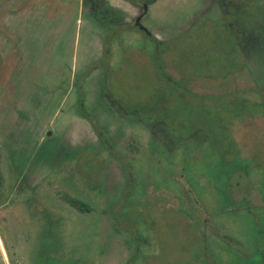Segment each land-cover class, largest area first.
Wrapping results in <instances>:
<instances>
[{
	"label": "rangeland",
	"instance_id": "374dc122",
	"mask_svg": "<svg viewBox=\"0 0 264 264\" xmlns=\"http://www.w3.org/2000/svg\"><path fill=\"white\" fill-rule=\"evenodd\" d=\"M27 1L43 8L38 16L31 5L32 19L22 17L17 32L22 56L32 66L21 72L26 80L0 72V239L11 263L20 264L24 250L33 264L259 263L264 254V9L254 13L259 21L247 25L249 39L239 46L234 14L225 17L229 0H156L141 21L163 44L155 49L130 22L143 3L122 4L127 23H105L94 32L82 2L77 10L75 0ZM241 1L237 11L251 16L253 1ZM87 7L86 15L92 11ZM17 21L11 23L16 28ZM99 38L108 52L102 59ZM95 58L101 90L138 121L116 119V105L100 97L101 85L92 74L83 79L84 92L95 109L86 111H97L102 119L93 123L109 138L112 154L100 140L71 153L52 150L54 142L48 140L39 150L37 128L56 121L75 100L74 90L60 104L74 81L68 69ZM86 68L78 71V85ZM163 75L178 84L194 78L186 88L193 99L178 95ZM56 85L59 92L50 99ZM23 86L28 90L22 94ZM213 121L221 122L220 133L227 137L206 135L216 126ZM64 122L48 130L57 137ZM123 164L135 183L131 197L121 200L128 174ZM66 197L85 203L90 215L79 218ZM33 212L38 228L40 214L46 221L51 216L52 232L26 226Z\"/></svg>",
	"mask_w": 264,
	"mask_h": 264
},
{
	"label": "crops",
	"instance_id": "0c3cea01",
	"mask_svg": "<svg viewBox=\"0 0 264 264\" xmlns=\"http://www.w3.org/2000/svg\"><path fill=\"white\" fill-rule=\"evenodd\" d=\"M77 1V4L74 5L75 9H79V6L81 5L82 2V14H84L85 18L87 19V21L89 22V27H91V29L95 32L100 31V29L104 28L103 25H106L109 23L108 26H112V25H122V24H126L127 20L123 18V8H122V4L127 5V6H132L135 7L133 5H131L130 3L124 1V0H116L114 2V5L109 4L107 0H98V3H95L94 0H89L91 5L90 7H87V3L86 0H75ZM104 1V2H103ZM15 5L12 6L11 9V5H10V0H4L3 3L0 4V72L4 73L2 75V77H16V78H24V74H21V72L23 71V69L25 70L26 67L32 66L31 63H27V59L25 57V59L22 56V50H21V38L20 36H18L17 32L21 31L22 23V17L24 18H31V13L34 10V8L31 5H36V8L39 9V13L38 16H40V11H43V8H40V5L38 4V2H33L28 4L27 0H14ZM98 4V5H96ZM107 10L102 16L103 18H101V15H98L96 13V8L97 6H101V5ZM89 5V2H88ZM16 7V10H18V16H13L14 13H17L16 10L14 11ZM86 7L87 8H91L92 11L90 10L89 14H85L86 13ZM93 7L95 9H93ZM122 8V9H121ZM11 11H13L14 13H12L13 15L11 16ZM93 12V13H91ZM37 16V17H38ZM35 18L36 20H38L39 18ZM17 19V23H18V28H16V25H12L11 23L13 22V20ZM32 19V18H31ZM126 21V22H125ZM77 22H79V19H77ZM104 23V24H103ZM106 23V24H105ZM82 24V21H81ZM144 27V26H143ZM145 28V27H144ZM146 29V28H145ZM147 31V30H146ZM103 32V31H102ZM76 33V32H75ZM103 36V34H102ZM97 41H99L98 43H96V45H98L99 47V56L98 59L101 58L102 59V54H105V49L103 50V43H102V38H99ZM103 54V56H104ZM97 58L95 59H90L88 61H86V63L79 69L78 65L74 66L71 65L70 69H68V74L71 76V78H73V82L71 81V90H70V86L67 89V93L61 98V102L62 103L63 99L65 98V96L67 95L70 96L72 94L73 97V91L75 90L76 92V96H75V100L73 99V103H71V107L70 109H62V113L58 114V118L56 121H47L44 125H41L40 127L37 128L36 131V137L34 138L35 143H38V149H45L48 147V140H52L54 142V146L51 145L49 148H51L54 151H58V152H62V149H66V153H71L80 149H89V148H85L88 146H96L98 140H100L96 134L94 133V131L91 128V125L89 124L88 121H86L84 119V117L80 114L79 112V103L81 101V99L79 100V98L81 96L84 97L83 102H84V106L86 110H89L91 112V110L95 109L93 106H91L87 101V97L85 94V89H84V80L85 77H92V74H94V76L98 79L97 84L98 86H100L101 83V78H102V71L99 70L98 68L92 66V63L95 60H98ZM100 59V60H101ZM87 66V68L84 70L86 71L85 74L82 77V81H80V85L77 84L78 82V71L83 70L85 67ZM25 72V71H23ZM53 75V74H52ZM51 75V76H52ZM58 75V74H56ZM22 76V77H21ZM1 77V76H0ZM50 77V76H49ZM45 78V77H43ZM39 79L38 81H42V79ZM76 80H75V79ZM100 78V79H99ZM24 80H26V78H24ZM36 91H42L41 87H38V83H35L34 87H33ZM55 88V92L53 91V89ZM52 88L51 90H49L50 92V99L52 98V96L55 94H57L58 91V87L57 85ZM26 86L21 87L20 92L26 93ZM28 90V89H27ZM70 90V91H69ZM69 91V92H68ZM39 92V93H40ZM49 101V100H48ZM66 102H68V100L66 99ZM40 103V102H39ZM59 104V103H58ZM59 104V105H60ZM90 106V107H89ZM96 118L98 117V121H102V119L98 116L97 111L92 113ZM57 121H65L64 125L67 127L69 126H75V128H73V130H69V132H65V128H64V132L61 131V133H59L57 135V137L54 136V132L52 133L51 130L49 131L48 129H50L49 127L53 128L54 123H56ZM103 121H106V119H104ZM50 125V126H49ZM41 128V129H40ZM39 130V131H38ZM38 132V134H37ZM48 133H50L48 135ZM68 139V145H65V139ZM101 142V141H100ZM57 143V144H56ZM68 146V147H67ZM23 149V148H22ZM69 151V152H68ZM54 153V152H53ZM53 153H50V155H53ZM32 164V162H31ZM34 166L33 164L31 165V167ZM89 190V189H88ZM35 206H37L35 204ZM70 206V205H68ZM39 208V206H37ZM71 208L75 209L74 207L70 206ZM40 209V208H39ZM76 210V209H75ZM45 211V209H44ZM78 211V210H77ZM86 213V214H85ZM35 214L33 212V217L31 216L32 223L30 222V220L27 219L25 220L26 226H29L30 229L35 227L34 230L32 231H38L41 234V230L42 227H46V232H52L51 229L53 228V219H51V216L47 215V221L44 219H42V215L45 214H40L41 216V221L43 226H41L40 228H38V223L39 222V216L37 215L36 219H35ZM80 215L85 216L86 215H90V213L87 212H80L79 214V218ZM35 223V224H33ZM37 225V226H36ZM41 225V224H40ZM39 225V226H40ZM59 225V221L58 224L56 223V226L58 227ZM102 225H100L101 228ZM115 229H112L111 231H113ZM68 240V238H67ZM71 247V246H68ZM65 249V248H64ZM25 250L24 252H22L21 256L19 257L20 259V264H29L32 263L33 264V260L32 258H30L28 255L25 254ZM11 259L8 258L5 250H4V246L1 242L0 239V264H12L11 261L9 260ZM32 260V261H31ZM38 261V260H37Z\"/></svg>",
	"mask_w": 264,
	"mask_h": 264
},
{
	"label": "trees",
	"instance_id": "16d2710c",
	"mask_svg": "<svg viewBox=\"0 0 264 264\" xmlns=\"http://www.w3.org/2000/svg\"><path fill=\"white\" fill-rule=\"evenodd\" d=\"M125 1H128V2H130V3H133V4H140V3H143V4H145V5H151V4H153V3H155L156 2V0H125ZM253 1V3H251L252 5H253V7H254V9L249 13V15H251V16H246V15H248L247 13H244V12H241V13H239L238 11H237V8H240V7H242L241 5H243L244 4V2L243 1H241V0H229V5H228V13H226V15H225V17L226 16H233V14H234V20H233V25L235 26V28H234V41L236 40V41H238L239 43H237L239 46H242V40H244V39H249V37L247 36V33H246V30H245V28L247 27V25H249V23H256L257 21H259V19L256 17V15L257 14H259V12H262L263 11V9H264V7H261L262 6V3L264 2V1H262V0H252ZM258 1H259V5H258ZM262 1V2H261ZM254 13H257V14H254ZM254 14V15H253ZM246 16V17H245ZM256 19V20H255ZM249 21V22H248ZM230 23V22H229ZM262 23H264V22H262ZM257 24H260V23H257ZM229 26H231V24H229ZM250 26V25H249ZM262 28V30L264 29V27H261ZM144 31V30H143ZM248 31V30H247ZM145 37H148L149 38V34L147 33V32H145L144 31V33H142ZM253 36V33H250L249 34V36ZM255 36V35H254ZM151 37V36H150ZM248 37V38H247ZM163 45L162 43H160V42H158L157 40H155V45H156V47L158 46V45ZM236 44V46H238ZM245 45V44H244ZM230 48H231V46H230ZM157 53V52H156ZM157 56V55H156ZM159 68V66L156 64V70ZM161 69H158V71H160ZM179 70V69H178ZM161 73V72H160ZM163 78L166 80L165 82L168 84H171L174 88H176V92L178 93V95H181V96H186V98L188 99V98H190L191 100L193 99V97L195 96V94L194 95H191L190 94V96L188 97V94H186L187 93V91L189 92V90H187L186 88H187V85H188V82H190V81H194V78H191V79H186V78H184V79H182V83H180V84H178V83H174L173 81H172V79L169 77V76H164L163 75ZM219 79V78H218ZM218 79H216V80H218ZM220 79H222V78H220ZM228 85H229V83H228ZM181 86V87H180ZM178 90H180V92H178ZM190 93V92H189ZM201 97H203V96H201ZM224 98L225 97H221V101L222 102H227L228 103V105L231 103V101H229V100H224ZM257 106V107H256ZM259 105H257V104H255L254 103V105H253V110H258L259 109ZM247 109V108H246ZM245 109V110H246ZM79 112H80V114L82 115V116H84V117H90V115L84 110V108H83V105H82V103L80 102V105H79ZM244 112V114L246 113V111H243ZM245 115H247V114H245ZM263 116H264V113H263ZM245 117H248V116H245ZM90 123H91V125H92V127H93V129H94V132L99 136V139H100V141H101V143H102V145L104 146V147H106L107 148V151H109V153L110 154H112L110 151H111V149H112V147L110 146V144H109V141L107 140V138H106V136L104 135V133L100 130V129H98L95 125H94V123H93V121H89ZM220 124H221V122H219ZM219 123L218 122H216V121H213V124H215L214 126V128L213 129H211L209 132V134H206L207 136H211V137H214V134L216 135V134H221V136L220 137H222V138H225V137H227V135H226V133H220L221 131H220V127H219ZM94 125V126H93ZM222 125V124H221ZM201 130V129H200ZM211 131H213V134H211L212 132ZM208 133V132H207ZM228 142L227 141V138H226V140H223V141H221V143H222V145L223 144H226V143ZM224 146V145H223ZM114 149V148H113ZM113 157V159L115 160V161H120L121 159H120V157L118 156V155H113L112 156ZM126 164V163H125ZM125 164H123L122 166H123V169H124V171L125 172H127V170L128 169H126V168H128ZM128 173V172H127ZM1 177V176H0ZM127 180H126V182H127V185H126V189H127V191H126V193H125V191L121 194V200L122 199H127L128 197L130 198L131 197V190L133 189V184L135 183V179L134 178H132V174L131 173H128L127 174V178H126ZM119 199V200H120ZM121 200L120 201H118V203H119V206L121 207ZM65 201L70 205V206H72V207H74L76 210H78V211H80V212H89V208H88V206L85 204V203H83V202H81V201H79V200H77V199H74V198H71V197H66L65 198ZM121 217H120V215L119 214H114V219L116 220V221H119L118 219H120ZM252 264H264V254L260 257V260H259V263H252Z\"/></svg>",
	"mask_w": 264,
	"mask_h": 264
},
{
	"label": "flooded vegetation",
	"instance_id": "af4514ba",
	"mask_svg": "<svg viewBox=\"0 0 264 264\" xmlns=\"http://www.w3.org/2000/svg\"><path fill=\"white\" fill-rule=\"evenodd\" d=\"M125 1V0H124ZM126 2H128V1H126ZM128 3H130V2H128ZM131 5H133V6H135V7H138V4H133V3H130ZM226 8H227V5L225 6ZM93 9H95V8H93ZM147 10H148V7H147V5H145V4H143V7H142V12L141 13H137L133 18H132V20L130 21L131 22V24H133V26L140 32V33H144V31L143 30H141L140 29V27L139 26H142L143 27V25L141 24V21L144 19V16L146 15V12H147ZM107 10L103 7V6H97V8H96V13L98 14V15H103L105 12H106ZM91 13H93V12H91ZM104 16V15H103ZM103 16L101 17V18H103ZM217 24V23H216ZM145 32H147L150 36H151V34L148 32V31H146L145 30ZM149 36V38H148V40H152V42H153V46L155 47V49H156V46H155V40H157L155 37H153V36H151L150 37ZM158 41V40H157ZM105 51V54H107L108 52H107V50H104ZM104 54V53H103ZM103 54H102V58H105V57H103ZM104 54V55H105ZM106 59H107V57H106ZM181 87V86H180ZM101 88H102V85H101V87H100V89H99V93H100V97L101 98H103V96L104 97H106L107 99H109V98H111L105 91H102L101 90ZM107 95H106V94ZM81 99V103H82V105H83V108H84V110L86 111V109H85V106H84V102H83V99H84V97L83 96H81L80 98H79V100ZM104 99V98H103ZM110 100V99H109ZM108 100V101H109ZM111 101L114 103V105H116V108H117V110H118V114H119V116L120 117H116V119H118V121H122L123 120V118H129L131 121H133V120H135V121H138V117L136 116V115H134V113L131 111V110H128V109H123V108H121L120 106H117V104L112 100V98H111ZM110 101V102H111ZM111 102V104H113ZM110 104V105H111ZM79 105H80V103H79ZM112 106V105H111ZM87 112V111H86ZM122 113V114H121ZM89 115H90V117H84V119L86 120V121H93V120H95L96 121V119L97 118H95L94 117V115L92 114L91 115V113H88ZM122 115H123V117H122ZM135 116V117H134ZM124 119V120H125ZM104 120V119H103ZM90 123V122H89ZM95 133V132H94ZM96 134V133H95ZM96 136L99 138V136L96 134ZM108 140H109V138H108Z\"/></svg>",
	"mask_w": 264,
	"mask_h": 264
},
{
	"label": "water",
	"instance_id": "95a60500",
	"mask_svg": "<svg viewBox=\"0 0 264 264\" xmlns=\"http://www.w3.org/2000/svg\"><path fill=\"white\" fill-rule=\"evenodd\" d=\"M139 27H140L141 30H144V31L146 30V29H145L144 27H142V26H139ZM49 134H50V133H48V135H49Z\"/></svg>",
	"mask_w": 264,
	"mask_h": 264
}]
</instances>
